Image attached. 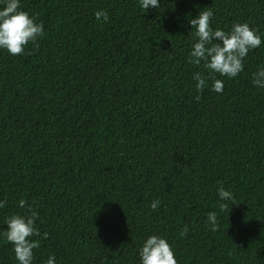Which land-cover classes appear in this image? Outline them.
I'll return each mask as SVG.
<instances>
[{
  "label": "trees",
  "instance_id": "1",
  "mask_svg": "<svg viewBox=\"0 0 264 264\" xmlns=\"http://www.w3.org/2000/svg\"><path fill=\"white\" fill-rule=\"evenodd\" d=\"M21 6L44 35L22 54L0 50V231L24 199L39 214L33 264H139L156 233L176 264H264V89L251 84L264 64V0ZM204 9L211 27L247 22L262 43L237 77H218L221 93L205 87L196 100L192 74L205 70L186 61L188 19ZM218 183L233 195L222 212ZM0 264H17L2 236Z\"/></svg>",
  "mask_w": 264,
  "mask_h": 264
},
{
  "label": "clouds",
  "instance_id": "2",
  "mask_svg": "<svg viewBox=\"0 0 264 264\" xmlns=\"http://www.w3.org/2000/svg\"><path fill=\"white\" fill-rule=\"evenodd\" d=\"M139 7L146 12L149 8L159 7L160 0H138ZM213 12L204 9L188 19L191 29H194V40L187 52L186 61L190 65H203L205 72L196 71L192 74L197 95L205 87L210 91L221 93L224 80L218 77L235 78L243 70V58L252 49L261 46L260 35L247 22H236L225 31L210 26ZM96 20L107 22L105 10L94 12ZM44 35V26L34 15H30L21 6V0H0V50L16 56L24 53L28 44L35 46L37 40ZM210 82V83H209ZM251 84L257 89H264V64L259 65L251 74ZM218 210L229 207L233 195L226 190L222 183L216 187ZM7 201L0 199V209L6 206ZM17 205L26 209L24 213H11L3 221L0 236L13 246L14 258L17 264H33V249L39 247V241L33 239L38 235L36 221L39 214L32 208H26L24 199H19ZM158 199L151 200L149 208L157 209ZM212 231L217 229L216 212L210 211L206 216ZM187 229L185 228L184 231ZM184 231L179 233L184 235ZM139 264H176L174 252L166 236L162 234H148L138 248ZM43 264H56L55 257L49 255Z\"/></svg>",
  "mask_w": 264,
  "mask_h": 264
}]
</instances>
